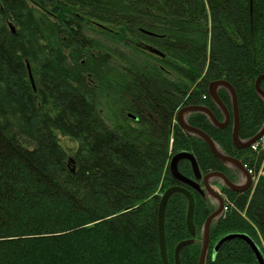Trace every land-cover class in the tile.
<instances>
[{
	"label": "trees",
	"instance_id": "1",
	"mask_svg": "<svg viewBox=\"0 0 264 264\" xmlns=\"http://www.w3.org/2000/svg\"><path fill=\"white\" fill-rule=\"evenodd\" d=\"M263 74L264 0H0V264H162L157 213L177 184L171 157L191 154L202 176L221 171L207 145L174 122L177 111L203 106L222 121L208 88L226 81L246 141L264 124L255 91ZM218 97L231 112L226 89ZM186 121L223 154L257 169L263 162L253 188L227 191L233 207L212 222L205 262L257 264L241 240L213 249L245 234L264 252V156L235 148L231 123L217 129L201 113ZM57 136L76 143L71 159ZM177 169L193 178L187 161ZM189 191L195 237L180 264H198L212 210ZM186 214L187 200L173 194L168 264L192 239Z\"/></svg>",
	"mask_w": 264,
	"mask_h": 264
},
{
	"label": "water",
	"instance_id": "2",
	"mask_svg": "<svg viewBox=\"0 0 264 264\" xmlns=\"http://www.w3.org/2000/svg\"><path fill=\"white\" fill-rule=\"evenodd\" d=\"M11 30L13 31L12 27H11ZM29 78H30L31 84L34 86L33 79L31 78L30 74H29ZM262 81H264V74L257 77L255 81V91L264 101V91L260 88V83ZM219 88H224L228 92L230 99H231V112L220 101L218 97ZM208 94H209L210 99L213 101V103L218 107V109L222 113L223 115L222 121H218L213 115V113L209 109L203 106H186V107H182L181 109L177 111L174 122L177 125H179V127L182 128L185 132L202 140L207 145L210 152L216 159H218L224 164H230L232 166H236L240 168L239 162L235 160L234 158H231L223 154L208 135H206L203 131L190 126L186 121V117L192 113H201L208 119L210 124L217 129H223L231 123L232 124V131H231L232 144L235 148L241 149V150L248 149L252 144L257 142L262 136H264V124L261 127V129L258 131V133L254 135L252 138L246 141L240 140L238 137L239 116H238L237 99H236V94L233 88L231 87V85L227 83L226 81H222V80L212 82L209 85ZM180 161H187L190 164L192 173H193L192 179H188L182 176L178 172L177 165ZM168 169H169V173L171 177L177 182V184L167 188L164 191L160 199V203L158 207V213H157L158 246H159V253H160L162 264H168L166 244H165V234H164V212H165V207H166V204L169 198L175 193L182 194L187 200L186 228H187L189 235L192 237V239L187 240V241H182L176 245L174 249V264H180V261H179L180 250L183 247L189 244H192L194 242L193 241V238L195 237V227L193 224L194 199H193L191 192L189 191V188L194 189L201 195H204V192H206L209 196L213 198L217 197V199L220 201V205L218 209L214 210L207 217V219L205 220L203 224V228H202V238L200 241V253H199V258H198V264H205L206 257H207V251H208V245H209L210 226L213 221L219 218V216L222 213V208H223L222 199L214 191V188H212V186L210 185V180L214 178H220L223 180L226 187L229 188L231 191L236 192V193H243L251 189V179L249 176H247L246 183H244L243 187L239 188L235 186L234 184L230 183L222 174L218 172H211V173H208L202 176L198 170L194 157L187 152H181V153L173 155L170 159ZM199 181L202 182L204 190L200 189ZM233 239H238L246 243V245L249 247V249L251 250L254 256L256 263L264 264V255L262 254L260 248L249 236L245 234H229V235L224 236L214 246L213 254H216L219 248L223 244Z\"/></svg>",
	"mask_w": 264,
	"mask_h": 264
},
{
	"label": "flooded vegetation",
	"instance_id": "3",
	"mask_svg": "<svg viewBox=\"0 0 264 264\" xmlns=\"http://www.w3.org/2000/svg\"><path fill=\"white\" fill-rule=\"evenodd\" d=\"M231 158H234L235 160H237L239 162L240 168H238L236 166H232L230 164H224L221 161H219V163L221 165V171H219L218 173L222 174L230 183L241 188L244 186V183H246V179H247L246 177L247 176H249L251 179V176L249 175L248 171L250 170V168L253 164L249 165L248 162H245V157L243 155H238L237 158L236 157H231ZM210 185L212 186V188H214V191L221 197L222 206L224 208L225 202L227 201V191L230 193H235V192H233L229 188H227L226 185L224 184L223 180L220 178L211 179ZM199 186H200V189L204 190V187H203V184L201 181H199ZM192 191L197 192L194 189H192ZM199 195L202 198L209 201V203L211 204V207H212L211 213L214 210L218 209V207L220 205V201L217 199V197L213 198V197L209 196L206 192H204V195H201V194H199ZM223 208H222V211H223ZM221 215H222V213H221ZM221 215L219 217H221Z\"/></svg>",
	"mask_w": 264,
	"mask_h": 264
},
{
	"label": "built area",
	"instance_id": "4",
	"mask_svg": "<svg viewBox=\"0 0 264 264\" xmlns=\"http://www.w3.org/2000/svg\"><path fill=\"white\" fill-rule=\"evenodd\" d=\"M249 148L252 152L256 154L257 157H259L260 155L264 156V136H262L257 142L252 144ZM262 168H263V162L260 164V167L258 169L256 168L255 165H252L250 170L248 171L249 175L251 176L252 188L257 183L259 177L262 175L263 173ZM232 207H233L232 203L226 201L223 209L224 212L223 216Z\"/></svg>",
	"mask_w": 264,
	"mask_h": 264
},
{
	"label": "rangeland",
	"instance_id": "5",
	"mask_svg": "<svg viewBox=\"0 0 264 264\" xmlns=\"http://www.w3.org/2000/svg\"><path fill=\"white\" fill-rule=\"evenodd\" d=\"M43 1H44L46 6H49L53 3V0H43ZM30 76L32 78V73H30ZM57 138L59 140V144L61 145V147L66 151V154L68 155V159H71V155H72L74 149L76 148V143L74 141L70 140L69 138H65V137H61V136H57ZM261 252L264 255V252L263 251H261Z\"/></svg>",
	"mask_w": 264,
	"mask_h": 264
}]
</instances>
